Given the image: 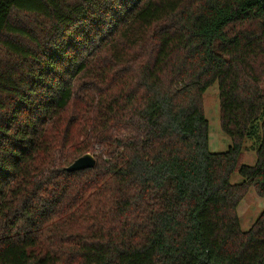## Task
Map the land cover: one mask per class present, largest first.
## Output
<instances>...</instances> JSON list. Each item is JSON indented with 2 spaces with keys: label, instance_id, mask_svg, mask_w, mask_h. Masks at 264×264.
<instances>
[{
  "label": "trees",
  "instance_id": "obj_1",
  "mask_svg": "<svg viewBox=\"0 0 264 264\" xmlns=\"http://www.w3.org/2000/svg\"><path fill=\"white\" fill-rule=\"evenodd\" d=\"M251 187L264 0H0V264H264V212L247 232L237 214Z\"/></svg>",
  "mask_w": 264,
  "mask_h": 264
},
{
  "label": "rangeland",
  "instance_id": "obj_2",
  "mask_svg": "<svg viewBox=\"0 0 264 264\" xmlns=\"http://www.w3.org/2000/svg\"><path fill=\"white\" fill-rule=\"evenodd\" d=\"M218 92V85L216 84L210 87L204 96V111L209 122V151L213 154L226 153L232 146L230 137L221 128ZM251 145L252 143L248 141L244 145L240 165L251 167L256 165L257 156L256 152L250 148ZM244 181L238 171L232 175L231 184L240 185ZM263 212L264 199L259 197L255 189L251 187L237 209L241 230L249 231Z\"/></svg>",
  "mask_w": 264,
  "mask_h": 264
},
{
  "label": "water",
  "instance_id": "obj_3",
  "mask_svg": "<svg viewBox=\"0 0 264 264\" xmlns=\"http://www.w3.org/2000/svg\"><path fill=\"white\" fill-rule=\"evenodd\" d=\"M96 166V159L91 154H86L76 160L70 167L66 169L67 172H77L87 169H92Z\"/></svg>",
  "mask_w": 264,
  "mask_h": 264
}]
</instances>
